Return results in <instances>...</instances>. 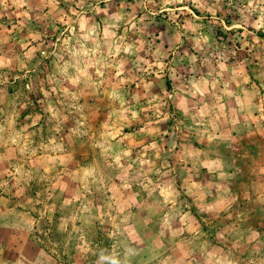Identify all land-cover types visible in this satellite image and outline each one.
Listing matches in <instances>:
<instances>
[{"label":"rangeland","instance_id":"374dc122","mask_svg":"<svg viewBox=\"0 0 264 264\" xmlns=\"http://www.w3.org/2000/svg\"><path fill=\"white\" fill-rule=\"evenodd\" d=\"M0 264H264V0H0Z\"/></svg>","mask_w":264,"mask_h":264}]
</instances>
